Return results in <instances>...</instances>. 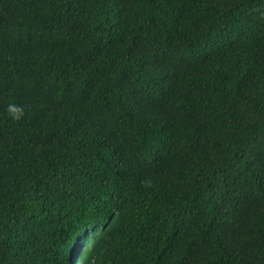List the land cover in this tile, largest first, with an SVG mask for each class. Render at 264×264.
<instances>
[{"label": "trees", "instance_id": "trees-1", "mask_svg": "<svg viewBox=\"0 0 264 264\" xmlns=\"http://www.w3.org/2000/svg\"><path fill=\"white\" fill-rule=\"evenodd\" d=\"M0 264H264V0H0Z\"/></svg>", "mask_w": 264, "mask_h": 264}, {"label": "clouds", "instance_id": "clouds-1", "mask_svg": "<svg viewBox=\"0 0 264 264\" xmlns=\"http://www.w3.org/2000/svg\"><path fill=\"white\" fill-rule=\"evenodd\" d=\"M7 113L13 120L20 121L25 116V109L20 105L10 103L7 106Z\"/></svg>", "mask_w": 264, "mask_h": 264}]
</instances>
